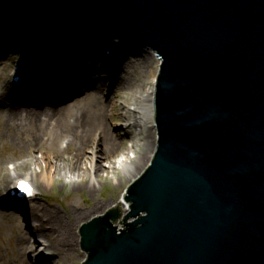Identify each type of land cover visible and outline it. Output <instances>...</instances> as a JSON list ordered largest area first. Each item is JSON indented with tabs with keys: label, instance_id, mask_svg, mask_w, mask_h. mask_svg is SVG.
<instances>
[{
	"label": "water",
	"instance_id": "water-1",
	"mask_svg": "<svg viewBox=\"0 0 264 264\" xmlns=\"http://www.w3.org/2000/svg\"><path fill=\"white\" fill-rule=\"evenodd\" d=\"M0 41L162 61L154 160L81 226L83 264H264V0H0Z\"/></svg>",
	"mask_w": 264,
	"mask_h": 264
},
{
	"label": "rangeland",
	"instance_id": "rangeland-1",
	"mask_svg": "<svg viewBox=\"0 0 264 264\" xmlns=\"http://www.w3.org/2000/svg\"><path fill=\"white\" fill-rule=\"evenodd\" d=\"M126 45L117 50L118 53L115 57L109 59L98 49L93 53L89 51V54L86 52L74 55L65 54L60 58L55 56L45 57V55L40 56L38 59L36 57L34 58L35 62L30 64L41 62L39 65L47 66L50 61L52 64L47 67V71L42 73L40 77L31 74L30 82L25 81L20 87L13 88L9 74L12 64L14 65L16 60L15 58H19V51L15 47L0 43V264H25L29 261L31 264H82L86 255L81 249L82 242L79 234L81 226L107 213L119 204L124 195L127 194L125 191L132 183V178L125 176L118 170L103 173L100 177L101 181L97 183L96 191L93 194L90 193L88 188L91 176L86 179V185L78 187L69 182L67 183L61 176L57 177L56 167L59 169L60 167L65 168V172L69 171L68 161L73 149H66V142L62 139L59 142L61 153L56 154L48 148L50 142L48 143V136L41 131V122H28L24 117L29 110L43 111L45 109L47 111L53 108L52 111H54L65 109L66 106L90 103L91 100L88 101V97L95 93L94 87L96 88L98 85L100 89H96L99 91L101 105L103 107L108 105L111 108L114 107L121 114L124 109L121 102L126 103L128 98L138 95V92L141 91L138 82L130 85L124 80V73L130 76L133 70H137L139 76L140 74L145 76L144 85H146V90L152 89L155 91V84L153 83L157 78H153L152 71L153 74H156L155 76H158L161 64L159 58L146 48L131 47L133 44ZM132 48L136 49L138 53H142L138 61L133 60L134 58L128 59V57H131L130 52L133 53ZM128 52L129 54H127ZM118 56H120L121 64L116 65L115 58ZM151 58L152 60H150ZM119 64L120 66L117 67ZM129 66L131 68L128 70ZM80 67L88 71L79 72L78 77H72L70 72ZM138 67H142V69ZM30 68L28 64L25 67L27 71ZM99 74H103L106 80L98 78H96V81L93 80V76ZM32 77L35 78L32 79ZM119 78L122 82L115 86ZM109 79L111 80L109 81ZM116 95H118L117 99L115 98ZM112 100H119V103L117 102L115 106H112L110 104ZM4 102L13 104L12 107H16L19 111L14 112V114L9 113V110L6 111L9 107L2 105ZM120 114L110 120L113 130H115L114 127L118 128L124 122H129L125 118L121 119ZM9 115L12 120L13 118L16 119L14 122L21 124L22 127L19 125V128L23 129L20 133L17 129L14 133L18 134L13 139L9 136L10 125L15 123L8 120ZM15 117H18V119ZM157 132V125L155 124V129H153L155 144L158 140ZM42 136H44V140L37 139ZM29 143H32L34 147L30 148L29 152L24 151V145ZM133 144L132 140L127 139L113 161L118 162L125 156L124 154H132L133 149L131 147ZM21 152L22 154L19 155ZM37 156H46L47 159H52V176L56 177V181L47 184L41 178H37L35 182L41 195L31 198L27 200V203L19 206L15 202V197L9 193L15 181L5 176L7 173L4 169L12 172L14 164L24 159L29 160V164L21 171L22 175L30 173L32 169L40 171V167L37 165V162H39L36 159ZM61 175H64V171ZM100 202L108 203V206L104 210L97 211L98 214L95 217L89 218L92 213L83 216L82 219L72 217V215L75 216L73 208L77 207L81 213H84L85 210L93 209V206ZM56 212L64 217L65 222H70L73 219V222H71L73 238L69 246L61 245L55 249L50 247V242H54L55 245L59 244L60 233L53 228L54 223L51 222L50 218ZM35 224L38 230L37 233L34 231ZM120 230H123V228ZM118 232L120 231L118 230ZM19 235L26 241L27 246L24 249L19 247L21 244V241H18ZM43 243L46 245H42ZM26 252L27 256H24ZM38 260L41 261L38 262Z\"/></svg>",
	"mask_w": 264,
	"mask_h": 264
},
{
	"label": "bare ground",
	"instance_id": "bare-ground-1",
	"mask_svg": "<svg viewBox=\"0 0 264 264\" xmlns=\"http://www.w3.org/2000/svg\"><path fill=\"white\" fill-rule=\"evenodd\" d=\"M132 49L133 53H130V58H134L133 60L138 61L139 56H142V53H138L134 48ZM60 51H63V49L59 50V52ZM90 52L88 51L86 53L89 54ZM93 52L95 51H92V53ZM127 54H129V52ZM51 55L55 56V54ZM55 57L57 58V56ZM150 60H152V58ZM37 64L38 63L32 67L41 69L42 73L47 71V66L41 67ZM119 66L120 64L117 67ZM129 68L131 67L129 66L128 70ZM138 68L142 69V67ZM85 70L88 71L87 69L80 67L79 69L72 70L70 74H72V77H78V73L82 71L85 72ZM131 74L132 75L129 76L127 73H124L125 82L130 85H132L134 82H138L137 84L139 85L141 91L138 92V95L128 98L126 103L123 101L121 102L122 108H124L121 114L117 112L114 107L111 108L109 105L107 107H103L101 105V98L99 97L98 93L100 86L98 85L96 87L98 90L94 87L95 93H92V96L90 95L88 97V101L91 100L90 103L87 102L86 104L66 106L65 109H58L54 111H52L53 108L47 111L45 109L43 111L29 110L24 115L28 122H41V131L44 132V135L46 134V136H48V143L50 142L48 148L50 150L54 151L56 154L61 153L59 142L62 139H64L66 142V149H73L70 160L68 161L69 171L65 172V168L60 167L59 169L56 167L55 173L57 174V177L61 176L66 180L67 183L69 182L78 187L80 185H86V179L91 176V182L88 188L90 193L93 194L96 191L97 183L101 181L100 177L103 173H108L111 170H118L125 176L132 178V183L130 184L131 186L136 181V179L139 178L146 171V169L150 167L149 165L153 160L157 146V141L155 144V137L153 133V129H155L154 114L156 113L154 110V95H156V92H154L152 89L146 90V85H144L146 78L143 74H140L139 76L137 70H133ZM136 75L138 76L136 77ZM152 75L153 78H157L155 83H153L156 87L158 84L159 73L158 76H155L156 74H153L152 71ZM95 76H93V80L95 81L96 78L106 80V77L103 76V74H99L97 77ZM35 77H32V79ZM110 80L111 79H109V81ZM119 82H122L120 78L115 86H118ZM115 98L117 99L118 95H116ZM112 101L110 104L115 106L119 100ZM2 105L9 107L6 109V111L9 110V113L14 114V112L19 111L16 109V107H12L11 104L4 102ZM117 114H120L119 117L121 119L125 118L129 122H124L122 126L118 128L114 127L115 130H113L110 120L112 118H116ZM15 118L18 119V117ZM8 120L11 122L16 121L14 118L12 120L10 115L8 116ZM19 125L22 127V125L18 123L10 125L9 136L11 139L15 138L16 134H18L14 133L17 131V129L19 130V133L22 132L23 129L19 128ZM157 136L159 137V135ZM37 139L42 141L44 140V136ZM127 139H130L134 142L131 147V149H133L132 154H124L125 156L118 162L113 161L116 155L121 151V147ZM32 147H34L32 143L25 144L23 150L29 152L30 148ZM21 154L22 152L19 153V155ZM36 159L39 161L37 162V165L40 167V171L38 169H32L30 173H25L22 175L21 171L28 167L29 164V160L24 159H22L21 162H16L14 164L12 172L7 169H4V171L7 173L5 176L13 179L14 181L20 180V176L26 177L25 179L31 182L34 190L37 191L39 195H41L35 180L37 178H41L45 183L50 184L56 181V177L52 176L53 165H51V158L47 159L46 156H37ZM63 171L64 175L62 176L61 174H63ZM107 206L108 203L104 204V202H100L99 204H95L93 209L85 210L86 212L84 213H81L80 210L75 207L73 208L75 216L72 215V217L82 219L83 216L92 213L89 216V218H92L98 214L97 211L101 209L104 210ZM50 220L54 223L53 228L57 229V232L60 233V243L55 245L54 242H50V247L56 249L61 245L69 246L71 239L73 238L71 227V222H73V219L70 220V222H65L64 217L60 215L59 212H56L55 215L50 218ZM132 220L134 221L136 219L132 218L128 220V222H131ZM117 228L122 229L123 226L119 225ZM18 241H21L19 247L23 249L26 248V241L23 237H21V235L18 236ZM24 256H27V252ZM39 261L41 260H38V262ZM25 264H31V262L29 261V263L27 262Z\"/></svg>",
	"mask_w": 264,
	"mask_h": 264
}]
</instances>
